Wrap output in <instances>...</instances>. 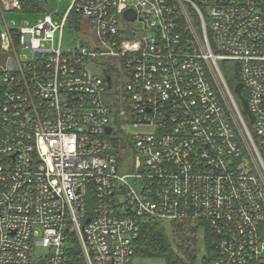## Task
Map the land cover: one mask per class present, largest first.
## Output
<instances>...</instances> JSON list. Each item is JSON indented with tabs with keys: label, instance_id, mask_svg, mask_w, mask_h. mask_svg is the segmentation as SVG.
<instances>
[{
	"label": "built area",
	"instance_id": "built-area-1",
	"mask_svg": "<svg viewBox=\"0 0 264 264\" xmlns=\"http://www.w3.org/2000/svg\"><path fill=\"white\" fill-rule=\"evenodd\" d=\"M44 9L0 34V264H133L149 221L200 227L211 264H264V0Z\"/></svg>",
	"mask_w": 264,
	"mask_h": 264
},
{
	"label": "trees",
	"instance_id": "trees-1",
	"mask_svg": "<svg viewBox=\"0 0 264 264\" xmlns=\"http://www.w3.org/2000/svg\"><path fill=\"white\" fill-rule=\"evenodd\" d=\"M23 7L24 13H42L45 9V0H20ZM39 6H43L42 12L39 9ZM77 28V27H75ZM226 84L229 89L232 88L234 83L238 82V78L228 79L224 77ZM176 228L177 234L176 237L179 238L178 242L175 244L173 239L167 237L165 231V225L156 221H149L142 225L139 238L134 243V257L141 258H151V259H161L165 264H194L197 258V255L194 256L195 245L197 242L194 241L192 245L184 237L185 229L183 227H174ZM190 231V230H188ZM191 234H196L191 231ZM210 241V240H209ZM174 244V246H173ZM206 244V242H205ZM174 247L181 252L178 254ZM213 254L212 244H206V256L203 259L202 264H211L210 260Z\"/></svg>",
	"mask_w": 264,
	"mask_h": 264
},
{
	"label": "rangeland",
	"instance_id": "rangeland-1",
	"mask_svg": "<svg viewBox=\"0 0 264 264\" xmlns=\"http://www.w3.org/2000/svg\"><path fill=\"white\" fill-rule=\"evenodd\" d=\"M71 1L72 0H45V7L47 9V12H49V14L51 15L55 23L59 24L61 22L60 20L61 16L65 14V12L67 11V9L69 8L71 4ZM39 9L42 12L43 6L41 7L39 6ZM54 13L56 15H54ZM45 14L46 13H36V12H33V13H24V12L4 13L3 15L4 23L0 20V34L3 38V42L6 44V40H7L5 26L7 28L15 29V30H20L22 28H33L38 23V21L43 20ZM68 32H69V29L67 28L65 35H64V47H73L75 43L73 39L68 37ZM220 65L221 64L219 63V68L222 71V67ZM227 72L232 78L234 77V69L232 66H230L227 69ZM234 97L237 99L236 96ZM127 131L129 134H134V133L144 131V129L135 130V129L129 128ZM131 163H132V159H128L126 162L127 165H131ZM131 172L132 170L128 168L127 173H131ZM164 225H165V231L167 233V237H169L170 240L173 239L175 241V244L178 242L179 238L176 237L177 231H176V228L174 227H183L185 229L190 230V231L185 230L183 238L187 239L191 245L194 241L197 242V245H195V247L197 248H194L195 250L194 256L197 255V258L194 264H202L203 259L206 256V244L210 243L209 234L207 232L202 233L203 231L200 229V227L194 226V225H181V224H172V225L164 224ZM191 231L193 233L195 231L196 234H191ZM174 249L178 254H181V252L177 250L175 247ZM133 264H165V262L161 259L134 257Z\"/></svg>",
	"mask_w": 264,
	"mask_h": 264
},
{
	"label": "water",
	"instance_id": "water-1",
	"mask_svg": "<svg viewBox=\"0 0 264 264\" xmlns=\"http://www.w3.org/2000/svg\"><path fill=\"white\" fill-rule=\"evenodd\" d=\"M124 16L129 21L135 20V13L132 10L125 11ZM105 76H106L107 84L109 85L110 84L109 76L108 75H105ZM242 89H243V86L241 84H237L233 90H234L236 97L238 98V100L240 101V103L242 105L243 114L247 117L249 124L252 125L254 123V117L251 114V112L249 111L247 101L242 96ZM108 131H109V129H108ZM124 147H125V143L122 141L121 142V148L123 149ZM128 157H129V153L127 152L124 155V158H128Z\"/></svg>",
	"mask_w": 264,
	"mask_h": 264
},
{
	"label": "crops",
	"instance_id": "crops-1",
	"mask_svg": "<svg viewBox=\"0 0 264 264\" xmlns=\"http://www.w3.org/2000/svg\"><path fill=\"white\" fill-rule=\"evenodd\" d=\"M44 12V11H43Z\"/></svg>",
	"mask_w": 264,
	"mask_h": 264
}]
</instances>
